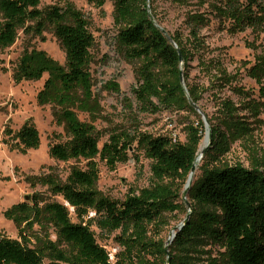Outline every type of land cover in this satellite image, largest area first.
Listing matches in <instances>:
<instances>
[{
  "label": "trees",
  "instance_id": "trees-1",
  "mask_svg": "<svg viewBox=\"0 0 264 264\" xmlns=\"http://www.w3.org/2000/svg\"><path fill=\"white\" fill-rule=\"evenodd\" d=\"M91 1L102 5L105 0ZM153 3L154 0H148L150 12L160 25ZM40 4L41 0H0V51L15 42L19 30L40 36L46 29L52 31L64 51V63H60L42 49L26 48L12 75L20 82L38 81L46 74L36 102L51 107L54 120L66 136L65 140L49 145V154L56 160H73L76 164L70 167L64 180L48 174L40 182L73 208L78 221L71 219L65 204L40 193L12 204L4 215L13 221L18 238L0 231V264H149V257L156 264H165V242L149 238L147 226L160 221L165 213L183 208L185 214L188 212L180 192L205 133L201 115L188 100L199 103L205 88L188 82V68L193 55L204 48L198 31L206 24L207 17L190 12L185 19L188 26L185 38L168 31L176 48L150 18L147 0H114L116 43L125 59L138 64L137 84L132 92L139 111L156 112L177 106L193 113L197 122L187 127L184 142L146 132L117 131L110 133L99 147L94 121L101 105L93 92L89 68L94 39L88 20L70 3L44 9ZM222 7H217V11L226 12L236 28L248 26L264 32V0H246L239 6L230 3ZM207 63L214 69L210 71V83L229 85L226 69L214 66L215 61ZM181 68L184 87L179 80ZM249 73L257 81H264V51L249 67ZM107 87L119 90L113 81ZM231 88L242 94L239 103L226 97L218 104L214 116L205 112L211 140L195 165L199 173L194 172L187 192L191 210L169 245L168 264H264V152L251 146L248 167L228 164L222 159L230 150L232 139L255 142L262 102L243 88L236 85ZM259 95L264 96V85L259 88ZM78 113L87 114L90 121L81 120ZM3 134L6 136L3 142L22 153L40 145L39 132L30 120L17 130L5 127ZM134 142L136 147L131 146ZM131 148L152 161L153 183L120 200L103 195L97 188L95 158L114 169L134 156L130 154ZM80 162H84L82 166ZM31 185L35 183L31 181ZM89 212L93 213L92 218L84 221ZM92 222L107 232H130L129 236L121 237L123 250L115 255L114 261L96 242L90 230ZM214 246L224 248L220 256L213 255Z\"/></svg>",
  "mask_w": 264,
  "mask_h": 264
},
{
  "label": "rangeland",
  "instance_id": "rangeland-1",
  "mask_svg": "<svg viewBox=\"0 0 264 264\" xmlns=\"http://www.w3.org/2000/svg\"><path fill=\"white\" fill-rule=\"evenodd\" d=\"M245 1L188 0L177 3L170 0H154L153 7L160 20V26L167 32L181 34L183 38L188 35L185 19L190 12H198L207 17L206 24L198 31L204 48L200 49L197 55H193L194 58L188 68V82L205 88L201 92L199 103H196L204 113L214 116L218 104L226 97L239 103L242 94L231 88L234 85L243 88L256 100L260 99L262 102L259 122L256 123L255 142L248 144L245 139L234 138L230 150L222 157L228 164L240 163L248 167V150L251 146L264 152V96L259 95V88L264 85V81H257L249 73V67L264 51V32L248 26L244 29L236 28L226 12L217 11V7L230 3L239 6ZM65 3L72 4L83 13L94 39L89 68L94 83L93 92L101 105V112L94 121L99 135V147L107 140L110 133L117 131H127L131 134L135 131L146 132L153 136L163 135L174 137L177 141H186L187 127L197 122L196 116L187 109L173 106L160 108L156 112L139 111L132 92L137 84L135 68L138 64L125 59L116 43L117 29L113 21L114 0H105L102 5L91 0H41L40 7L44 9L50 5L62 6ZM30 47L44 50L60 63H64L65 59L64 51L50 29L43 31L40 36L28 35L19 30L15 42L4 51H0V231L12 238H18V233L13 221L4 215V211L12 204L24 201L26 196H29L28 200H30L34 193L62 202L68 207L71 219L74 222L78 221L73 208L60 195L52 194L48 187L40 182V178L48 174L64 180L70 167L76 162L59 161L49 154V145L65 140L66 136L62 126L54 120L51 107L40 106L36 102V94L46 74L38 81L16 82L13 79V68L18 58L26 48ZM208 60L215 61L216 67L226 69L230 79L229 85L221 87L210 83V73L214 69L213 65H208ZM163 72L165 70H162ZM181 75L183 78L182 68ZM111 81L118 84V91L107 87ZM183 82L185 84L184 78ZM78 117L90 121L85 113H78ZM26 120L35 124L40 136V145L37 149H28L22 153L3 142L6 137L3 130L5 127L17 130ZM204 137L205 133L199 142L198 152L205 145ZM131 146L136 147V142ZM130 154L134 156L118 163L114 169H110L98 157L95 158L98 168L97 188L103 195L120 200L127 194L137 193L141 188L153 183L154 178L150 169L152 161L141 151L132 152V148ZM83 163L80 162L79 165L82 166ZM196 171L197 175L199 171ZM31 181L35 183L34 186L31 185ZM185 183L180 194L181 202L187 208L182 199ZM186 199L189 202L187 196ZM92 215L93 213L89 212V215L84 217V221H90ZM185 216L184 208L174 213H165L161 219L164 224L161 225V220H156L147 226V236L156 241L161 239L166 244L173 228ZM90 230L96 242L109 253L112 261L115 255L123 250L121 237L130 234V232L123 234L121 230L107 232L94 222L90 224ZM223 250V247L214 246L213 255L220 256ZM153 260L149 257V264H156L152 262Z\"/></svg>",
  "mask_w": 264,
  "mask_h": 264
},
{
  "label": "water",
  "instance_id": "water-1",
  "mask_svg": "<svg viewBox=\"0 0 264 264\" xmlns=\"http://www.w3.org/2000/svg\"><path fill=\"white\" fill-rule=\"evenodd\" d=\"M147 10H148V13H149V16L150 18L153 20V22L155 23V25L163 32V34L166 36V38L169 40V42L177 48V45L176 43L174 42L173 38L171 37V35L167 32V30H165L164 28H162L157 22L156 20L153 18V15L151 14L150 12V9H149V4H148V0H147ZM179 53V56H180V52ZM182 64V58L180 56V65ZM179 80H180V84L184 87V82H183V78H182V75H181V69H180V75H179ZM185 90V89H184ZM186 91V90H185ZM190 104L194 107V109L201 115V118L203 120V123H204V127H205V132H207V141L204 145V147H202V149L200 150L199 152V156L200 158L203 156L204 152H205V149L206 147L209 145L210 143V140H211V132H210V129H209V122H208V119H207V116L205 115V113L200 109V107L195 104L193 101H191L190 98H188ZM195 171V167H194V163L190 169V173L187 177V180H186V183H185V187H184V191H183V194H182V199L185 201L186 205H187V214L186 216L184 217V219L177 225L173 228L174 232L173 233H170V236H169V239L166 241V244L164 245V250L167 254V257H166V263L165 264H168L169 263V256H170V253H169V245L172 241V239L174 238L175 234H176V231L178 229L181 228V226L187 221L188 217H189V212L191 210V205L190 203L187 201L186 199V196H187V192L190 188V185H191V182H192V173ZM29 199V196H26L25 197V200H28Z\"/></svg>",
  "mask_w": 264,
  "mask_h": 264
},
{
  "label": "bare ground",
  "instance_id": "bare-ground-1",
  "mask_svg": "<svg viewBox=\"0 0 264 264\" xmlns=\"http://www.w3.org/2000/svg\"><path fill=\"white\" fill-rule=\"evenodd\" d=\"M204 143H206V141H207V132H205V137H204ZM200 152V151H199ZM199 152H198V155L196 156V158H195V161H194V167H195V165H197L198 164V162H199V160H200V156H199ZM195 172V171H194ZM194 172L192 173V177H193V175H194ZM174 232V230H172L171 231V233H173Z\"/></svg>",
  "mask_w": 264,
  "mask_h": 264
},
{
  "label": "built area",
  "instance_id": "built-area-1",
  "mask_svg": "<svg viewBox=\"0 0 264 264\" xmlns=\"http://www.w3.org/2000/svg\"><path fill=\"white\" fill-rule=\"evenodd\" d=\"M174 138V137H173Z\"/></svg>",
  "mask_w": 264,
  "mask_h": 264
}]
</instances>
